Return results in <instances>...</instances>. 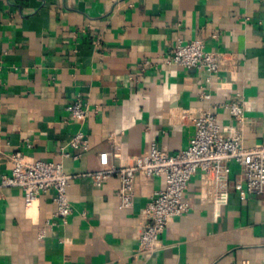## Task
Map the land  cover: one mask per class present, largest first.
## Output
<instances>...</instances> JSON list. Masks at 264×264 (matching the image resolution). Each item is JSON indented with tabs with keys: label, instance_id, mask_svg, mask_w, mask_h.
<instances>
[{
	"label": "crops",
	"instance_id": "crops-1",
	"mask_svg": "<svg viewBox=\"0 0 264 264\" xmlns=\"http://www.w3.org/2000/svg\"><path fill=\"white\" fill-rule=\"evenodd\" d=\"M177 38L223 55L224 68L209 77L166 67ZM144 60L154 63L146 72ZM206 79L210 101L199 99ZM236 95L249 122L243 145L259 146L264 0H0V177L10 174L15 152L75 177L65 225L54 217L51 192L25 206L20 189H0V264H264V196L231 191L212 201L197 172L183 196L188 213L169 221L160 250L144 258L136 252L143 210L164 180L137 174L132 205L123 208L117 179L96 188L83 176L101 169V153L117 168L151 145L168 154L185 149L189 114L201 109L235 125L221 105ZM76 97L88 110L83 122L66 116ZM79 131L89 148L73 159L69 142ZM228 167L234 181L239 166Z\"/></svg>",
	"mask_w": 264,
	"mask_h": 264
},
{
	"label": "built area",
	"instance_id": "built-area-1",
	"mask_svg": "<svg viewBox=\"0 0 264 264\" xmlns=\"http://www.w3.org/2000/svg\"><path fill=\"white\" fill-rule=\"evenodd\" d=\"M224 56L208 52L201 41L184 42L177 38L168 57L163 60L166 67H178L189 71H202L209 77L217 75L224 68ZM151 60H144L140 69L146 72L154 65ZM206 79L200 86L199 99L210 101ZM221 108L235 122L232 126L218 124L216 115L210 109H201L189 114L193 134L185 149L168 154L151 145L144 155L122 167H108V154H99L101 169L83 175L91 179L99 188L105 181L118 180V197L123 208L132 205L134 180L137 174L144 177L162 178L164 188L157 191L143 210L144 224L138 234L137 255L148 258L161 248L160 237L169 221L188 213L190 206L183 199L191 178L197 173L203 174V184L210 188V199H218L222 195L234 192L240 197L264 196V143L255 147L243 145V128L249 124L245 117V103L236 95ZM66 116L71 121L83 122L88 117V110L82 99L76 97L66 108ZM109 142L114 146L115 138L109 135ZM69 147L77 154L73 159L81 157L88 151L89 145L83 133L77 132L69 142ZM113 153L112 156H117ZM63 157H70L64 153ZM12 169L9 175L0 177V189L18 188L23 193L25 206H30L41 195L52 193L55 206L54 217L65 225L72 209L67 197V190L75 178L64 174L60 164L45 161H29L20 152L9 155ZM234 162L240 172L234 181L229 179L228 164ZM47 222L39 231L42 238Z\"/></svg>",
	"mask_w": 264,
	"mask_h": 264
}]
</instances>
